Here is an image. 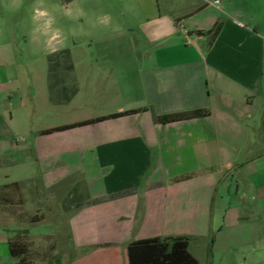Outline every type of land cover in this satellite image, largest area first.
<instances>
[{"label":"crops","instance_id":"crops-1","mask_svg":"<svg viewBox=\"0 0 264 264\" xmlns=\"http://www.w3.org/2000/svg\"><path fill=\"white\" fill-rule=\"evenodd\" d=\"M213 1L125 0L94 54L50 51L29 129L13 123L21 91L0 48V187L25 183L10 170L29 158L56 176L45 191L64 200L76 186L72 205L120 195L68 214L60 264H128L129 243L157 237L187 236L211 256L224 229L248 220V200L264 205V0ZM125 112L136 113L42 134ZM7 225L0 210V264Z\"/></svg>","mask_w":264,"mask_h":264},{"label":"rangeland","instance_id":"rangeland-1","mask_svg":"<svg viewBox=\"0 0 264 264\" xmlns=\"http://www.w3.org/2000/svg\"><path fill=\"white\" fill-rule=\"evenodd\" d=\"M124 1L75 0L64 4L61 0H0V48L5 56L12 57L7 69L10 67L18 77L12 89L21 91L12 102L13 123L29 129L42 118L44 109L31 106V92L38 93L40 106V95L45 94L46 54L57 48L94 54L91 45L101 41L112 25L123 22L120 10ZM22 161L20 168L10 170L11 181L25 183L20 193L10 191L9 213L13 217L7 219L5 234L9 237L11 231L21 230L29 256L36 263L56 264L67 247V216L74 207L66 212L60 193L45 191L56 176L40 173L33 159ZM29 179L32 182L26 184ZM71 179L63 184H70ZM246 203L242 210L248 220L224 229L216 239L213 255L208 256L204 242L190 244L189 251L200 264H264V205L249 200ZM39 218L44 219L30 222ZM1 262L14 264L8 255Z\"/></svg>","mask_w":264,"mask_h":264},{"label":"trees","instance_id":"trees-1","mask_svg":"<svg viewBox=\"0 0 264 264\" xmlns=\"http://www.w3.org/2000/svg\"><path fill=\"white\" fill-rule=\"evenodd\" d=\"M75 0H61L64 4H69ZM219 27L215 26V28L211 31H208V34H212L215 36L218 33ZM136 112H125L123 114L111 115L107 117H102L90 122H84L80 124H74L69 126H64L57 129H52L49 131L42 132V134L46 133H54L57 131L68 130L78 126L90 125L100 121H104L110 118H118L125 115H131ZM205 112L200 110L177 114V115H169V116H154V121L161 124L185 121L190 119L201 118L205 116ZM263 134H264V110H263ZM32 181L27 182L26 184H30ZM23 183H11L5 186L0 187V210L8 219L12 214L9 213V207L11 206L10 200V191L13 193H20V189L22 188ZM122 195V194H121ZM120 195L95 199V200H80V202H76L79 204L72 205V202L76 200V186L74 189L69 192L66 198L63 200L65 211L68 212L72 207L80 208L84 205H94L98 203H103L109 201L115 197ZM13 217V216H11ZM44 218H39L38 220H31V223L42 221ZM18 222V220H16ZM12 235L9 236L8 246L9 253L11 258L14 260V264H34L36 261L32 259L30 255V249L28 244L24 242L21 238L23 232L21 230L11 231ZM27 233V232H26ZM190 238L187 236H179V237H165V238H151L146 240L133 241L127 246V257L128 264H200L199 261L193 257L189 251ZM56 264H60V259H56Z\"/></svg>","mask_w":264,"mask_h":264},{"label":"built area","instance_id":"built-area-1","mask_svg":"<svg viewBox=\"0 0 264 264\" xmlns=\"http://www.w3.org/2000/svg\"><path fill=\"white\" fill-rule=\"evenodd\" d=\"M219 3H220V0H214V1H213V4H214V5H217V4H219Z\"/></svg>","mask_w":264,"mask_h":264}]
</instances>
